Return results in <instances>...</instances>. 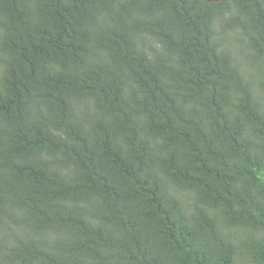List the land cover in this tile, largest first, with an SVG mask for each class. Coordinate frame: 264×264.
<instances>
[{
	"label": "trees",
	"instance_id": "obj_1",
	"mask_svg": "<svg viewBox=\"0 0 264 264\" xmlns=\"http://www.w3.org/2000/svg\"><path fill=\"white\" fill-rule=\"evenodd\" d=\"M0 264H264V0H0Z\"/></svg>",
	"mask_w": 264,
	"mask_h": 264
},
{
	"label": "clouds",
	"instance_id": "obj_2",
	"mask_svg": "<svg viewBox=\"0 0 264 264\" xmlns=\"http://www.w3.org/2000/svg\"><path fill=\"white\" fill-rule=\"evenodd\" d=\"M215 1H220V0H215Z\"/></svg>",
	"mask_w": 264,
	"mask_h": 264
}]
</instances>
